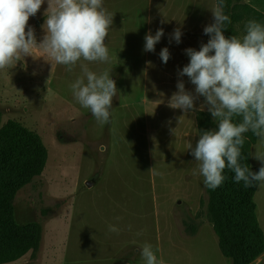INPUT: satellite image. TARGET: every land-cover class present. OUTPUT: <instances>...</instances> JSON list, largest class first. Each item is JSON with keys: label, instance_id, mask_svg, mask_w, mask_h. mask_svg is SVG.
<instances>
[{"label": "rangeland", "instance_id": "374dc122", "mask_svg": "<svg viewBox=\"0 0 264 264\" xmlns=\"http://www.w3.org/2000/svg\"><path fill=\"white\" fill-rule=\"evenodd\" d=\"M216 4L104 0L114 14L106 39L111 59L88 64L97 74L108 71L118 89L103 125L73 96L70 85L82 76L79 65L68 71L36 49L33 57L0 70V127L10 119L22 123L42 137L49 152L42 176L13 201L19 222L44 225L40 251L17 264H144L145 243L159 250L163 264H232L221 251L210 197L190 153L202 131L218 130L217 121L202 96L195 111L169 106L179 80L194 94L189 78L178 73L190 60L185 50L208 42L203 30L214 22ZM47 7L45 0L28 22L37 43L45 34ZM234 14L233 34L242 36L247 21L264 19V0H235ZM159 28L164 36L155 51H144L146 34ZM177 28L179 44L172 38ZM165 47L166 64L159 55ZM256 151L264 152L258 137L251 160L261 166ZM254 200L264 231V185ZM109 225L119 232H110ZM250 264H264V253Z\"/></svg>", "mask_w": 264, "mask_h": 264}, {"label": "clouds", "instance_id": "9594fccd", "mask_svg": "<svg viewBox=\"0 0 264 264\" xmlns=\"http://www.w3.org/2000/svg\"><path fill=\"white\" fill-rule=\"evenodd\" d=\"M44 4L45 0H0V70L13 67L21 58L33 57L36 49L68 71L79 65L82 76L70 85L73 96L98 123H108L118 93L116 81L108 71L97 74L88 64L110 62L106 39L114 14L104 7V0H47L45 34L37 43L28 22ZM224 7V0H219L211 10L214 22L203 30L210 37L208 42L200 50H185L190 60L178 74L189 78L194 94L179 80L178 91L169 100L171 108L188 113L196 110L195 102L202 96L217 121L218 130L202 131L195 146H190L204 186L213 190L224 182L226 168L234 172L235 182L243 181L246 188L256 182L264 185V152L254 153L261 162L258 172L240 163L245 133L251 131L264 144V24L249 20L244 35L226 37L225 24L231 20ZM163 36V28L154 35L149 31L144 51L154 52ZM181 36L180 28L172 33L177 44ZM159 55L165 64L170 59L167 47ZM109 231L118 233L119 229L109 225ZM158 251L145 243L140 249L144 264H163Z\"/></svg>", "mask_w": 264, "mask_h": 264}, {"label": "trees", "instance_id": "16d2710c", "mask_svg": "<svg viewBox=\"0 0 264 264\" xmlns=\"http://www.w3.org/2000/svg\"><path fill=\"white\" fill-rule=\"evenodd\" d=\"M234 4L235 0H224L225 14L231 20L225 24L226 37L234 35ZM260 22L264 24V19ZM246 135L240 163L258 172L261 166H254L251 160L256 136L251 131ZM48 156V148L37 132L13 119L0 127V264L14 262L29 252L35 255L41 249L43 223L20 224L13 201L22 187L42 176ZM224 175L226 178L219 187L207 188L214 231L222 253L232 264H250L264 253V231L254 200L260 183L246 188L243 181L235 182L232 170L226 168Z\"/></svg>", "mask_w": 264, "mask_h": 264}, {"label": "crops", "instance_id": "0c3cea01", "mask_svg": "<svg viewBox=\"0 0 264 264\" xmlns=\"http://www.w3.org/2000/svg\"><path fill=\"white\" fill-rule=\"evenodd\" d=\"M16 219H17V217H16ZM17 221H18V219H17ZM19 222V221H18ZM20 224H26V223H21V222H19ZM30 223V222H29ZM21 260V258L20 259H18V260H16V261H14V262H10V263H18L19 261ZM6 264H9V263H6Z\"/></svg>", "mask_w": 264, "mask_h": 264}, {"label": "water", "instance_id": "95a60500", "mask_svg": "<svg viewBox=\"0 0 264 264\" xmlns=\"http://www.w3.org/2000/svg\"><path fill=\"white\" fill-rule=\"evenodd\" d=\"M87 185L90 186L91 185V182H87Z\"/></svg>", "mask_w": 264, "mask_h": 264}]
</instances>
